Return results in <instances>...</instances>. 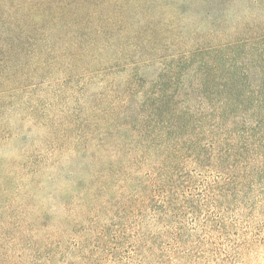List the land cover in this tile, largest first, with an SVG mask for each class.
I'll return each mask as SVG.
<instances>
[{
  "label": "rangeland",
  "instance_id": "374dc122",
  "mask_svg": "<svg viewBox=\"0 0 264 264\" xmlns=\"http://www.w3.org/2000/svg\"><path fill=\"white\" fill-rule=\"evenodd\" d=\"M122 2L126 32L116 33L118 43L110 46L107 41L99 51L101 60L115 66L105 73L113 87L125 76L116 70L124 63L118 58L141 61L139 76L150 81L171 61L186 62L191 56L193 63H212L218 52L230 54L235 42L264 45V0ZM30 67L11 78V85L23 90L5 98L7 110L0 117V165L14 200V211L0 204V214L35 216V211L44 210L46 217L34 227L37 233L25 232L21 241L11 228L3 232L0 253L10 257L6 264H264V180L240 195L216 198L212 187L220 181L218 173L186 164L189 183L176 190L183 204L173 206L165 218L154 214V205L118 215L113 201L104 205L110 196H103L95 207L86 205L81 215L88 185L80 180L89 173L88 159L72 158L74 134L63 126L81 130L90 102H100L103 76L83 80L81 75L100 71L102 63L90 58L81 64L62 61L39 70L43 80L37 86ZM70 71L78 78L73 85L62 81ZM35 103L36 109L29 112ZM14 183L17 192L12 191Z\"/></svg>",
  "mask_w": 264,
  "mask_h": 264
},
{
  "label": "trees",
  "instance_id": "16d2710c",
  "mask_svg": "<svg viewBox=\"0 0 264 264\" xmlns=\"http://www.w3.org/2000/svg\"><path fill=\"white\" fill-rule=\"evenodd\" d=\"M126 15L122 0H0V84L6 85L0 90V117L7 110L5 98L22 92L11 85V78L27 64L37 86L43 80L39 70L90 58L103 68L85 69L81 76L83 80L103 76L100 102H90L81 130L63 126L74 134L72 158L88 159L89 173L80 180L88 185L82 193L81 215L88 210L86 205L95 207L103 196H110L104 205L113 201L118 215L154 205V214L165 218L173 206L183 204L176 190L189 183L186 164L218 173L220 181L212 187L216 198L231 192L240 195L260 184L264 180V45L235 42L230 54L218 52L212 63H193L191 56L186 62L171 61L150 81L139 76L141 61L118 58L124 63L116 70L125 76L113 87L105 73L115 66L101 60L99 51L107 41L110 46L118 43L116 33L126 32L121 24ZM71 71L62 81L73 85L78 78ZM33 90L28 92L33 95ZM68 91L71 95L73 87ZM36 107L35 103L28 111ZM9 183L0 165V204L13 212ZM17 189L12 184V191ZM158 198L159 205L153 204ZM35 212V216L0 214V240L9 228L20 241L25 232L37 233L34 227L46 214ZM26 244L31 248L30 243L22 245ZM9 259L0 253V264Z\"/></svg>",
  "mask_w": 264,
  "mask_h": 264
}]
</instances>
